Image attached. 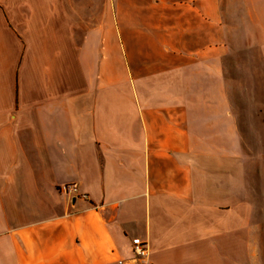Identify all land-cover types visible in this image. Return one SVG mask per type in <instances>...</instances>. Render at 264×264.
Segmentation results:
<instances>
[{
	"label": "crops",
	"instance_id": "obj_1",
	"mask_svg": "<svg viewBox=\"0 0 264 264\" xmlns=\"http://www.w3.org/2000/svg\"><path fill=\"white\" fill-rule=\"evenodd\" d=\"M259 83L264 0H0V264H250Z\"/></svg>",
	"mask_w": 264,
	"mask_h": 264
},
{
	"label": "rangeland",
	"instance_id": "obj_2",
	"mask_svg": "<svg viewBox=\"0 0 264 264\" xmlns=\"http://www.w3.org/2000/svg\"><path fill=\"white\" fill-rule=\"evenodd\" d=\"M256 85L255 88L244 89L243 95L236 100V104L242 109L238 114L240 131L234 132V144L235 151L239 140L244 145L242 163L246 195L250 204L249 230H246V236L254 239L258 255L251 258L250 264H264V95L261 93V83ZM262 87L264 88V83ZM235 154L239 155L238 152Z\"/></svg>",
	"mask_w": 264,
	"mask_h": 264
},
{
	"label": "built area",
	"instance_id": "obj_3",
	"mask_svg": "<svg viewBox=\"0 0 264 264\" xmlns=\"http://www.w3.org/2000/svg\"><path fill=\"white\" fill-rule=\"evenodd\" d=\"M62 190L68 194H75L78 195L79 189L78 186L75 184H65L62 187ZM133 245H134V252L137 256H146L147 255V247L146 243L143 242L140 238H135L133 240Z\"/></svg>",
	"mask_w": 264,
	"mask_h": 264
}]
</instances>
